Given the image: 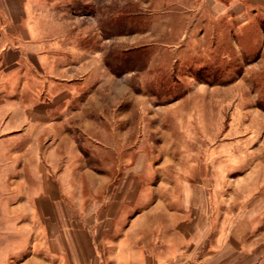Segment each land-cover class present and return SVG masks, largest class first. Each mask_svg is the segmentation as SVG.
Instances as JSON below:
<instances>
[{
  "label": "crops",
  "instance_id": "crops-1",
  "mask_svg": "<svg viewBox=\"0 0 264 264\" xmlns=\"http://www.w3.org/2000/svg\"><path fill=\"white\" fill-rule=\"evenodd\" d=\"M166 4L181 8L177 21L184 28L178 39L191 40L195 23L198 53L215 67L235 64L241 55L248 67L259 65L264 71V0H166ZM34 11V0H0L4 117L11 123L23 119L22 126L30 127L31 133L35 126L38 136L49 134L55 140L59 136L56 143L69 137L73 127L102 136L103 150L116 155L111 164L116 174L89 169L78 150L55 160L52 173L37 171L35 191L23 194L32 202L23 211L20 227L31 245L22 239L14 251L16 255L20 251V257L10 256L6 264H264V162L237 154L236 146L235 160L223 166L215 158L208 164L198 159L197 164L186 165L183 156H169L163 162L150 156L144 186L140 149L132 146L138 154L126 160L125 144L118 138L124 135L123 117L114 121L101 111L87 110L101 99L93 92L78 95L74 85L90 87L98 64L82 60L81 50L62 60L50 44L77 32L65 25L63 33H56L57 21L46 13L39 16L40 22L46 17L53 24L49 35H31L24 23ZM174 21L170 30L176 34ZM24 70L34 79L51 78L50 88L43 84L41 92L29 87L27 94L15 96L13 84L20 90L28 86L26 78L14 81ZM24 95L35 97L36 104L22 106ZM166 118L171 134L183 132L172 117ZM167 150L184 149L172 145ZM109 165L108 160L102 162L107 170ZM85 175L99 181L100 187L86 192Z\"/></svg>",
  "mask_w": 264,
  "mask_h": 264
},
{
  "label": "rangeland",
  "instance_id": "rangeland-1",
  "mask_svg": "<svg viewBox=\"0 0 264 264\" xmlns=\"http://www.w3.org/2000/svg\"><path fill=\"white\" fill-rule=\"evenodd\" d=\"M34 1L36 11L24 23L31 35H49V27L53 24L46 17L40 22L39 16L46 13L57 21L54 24L56 33H63L65 25L68 30L77 32L50 44L62 60L68 54L75 55L72 51L81 50L84 52L82 60L86 58L98 64V71L93 70L89 78L90 87H82L80 83L74 85L78 95L84 97L93 92L101 99V102L96 99L87 110L101 111L114 121L123 117L124 135L118 138L125 144L126 160L138 154L132 151V146L140 149L144 186L149 181L145 165L150 156L161 162L169 156L174 159L183 156L186 165L197 164L198 159L208 164L215 158L223 166L235 160L236 146L237 154L264 162V71L259 65L248 67L241 55L236 56L235 64L221 63L215 67L207 56L198 53L195 23L192 39L179 40L180 30L184 28L177 21L180 7H170L166 0ZM173 18L176 19V34L170 30ZM58 21H65V24ZM38 24L43 26V31L37 29ZM204 59L210 62L204 63ZM100 64L103 67L100 68ZM46 77V82L34 79L24 70L14 76V81L26 78L28 86L20 90L19 85L13 84L10 90L15 96L27 94L29 87L43 92V84L50 88L53 82ZM31 98L24 95L20 104L24 107L35 105V97ZM2 106L0 264H6L8 257H20V251L19 255L14 251L22 239L24 245H31L29 239L28 244L22 237L20 227L25 222L23 211L32 202L23 194L35 191L37 184L33 181L37 171L45 175L52 173L55 160L58 163L61 156L75 155L78 150L86 167L113 175L116 167L111 164L116 155L114 152L107 155L103 150L102 136L83 134L74 127L69 137L62 136L61 143H56L59 136L56 140L49 134L38 136L35 126L31 133L30 127L22 126L23 119L9 122ZM166 116L172 117L183 132L171 134ZM97 122L100 123L99 119ZM172 145L182 146L184 150L168 151ZM106 160L110 164L108 170L102 167ZM83 177L86 192L93 186L100 187L96 179L89 175Z\"/></svg>",
  "mask_w": 264,
  "mask_h": 264
},
{
  "label": "bare ground",
  "instance_id": "bare-ground-1",
  "mask_svg": "<svg viewBox=\"0 0 264 264\" xmlns=\"http://www.w3.org/2000/svg\"><path fill=\"white\" fill-rule=\"evenodd\" d=\"M64 208V207H63Z\"/></svg>",
  "mask_w": 264,
  "mask_h": 264
}]
</instances>
